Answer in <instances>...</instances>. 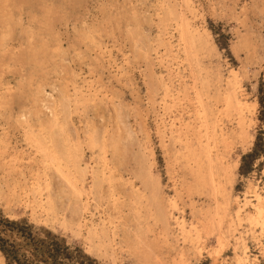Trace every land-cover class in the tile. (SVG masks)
<instances>
[{"label":"rangeland","instance_id":"rangeland-1","mask_svg":"<svg viewBox=\"0 0 264 264\" xmlns=\"http://www.w3.org/2000/svg\"><path fill=\"white\" fill-rule=\"evenodd\" d=\"M257 135L258 153L241 169ZM189 145H207L231 213L244 201L243 214L253 211L258 194L264 206V0H0L5 217L102 264H211L214 242L199 254L172 219L166 236L131 196L144 184L164 203L174 196L185 226L199 220L211 201L192 186ZM72 156L84 170L78 191ZM92 171L99 196L87 192ZM89 221L110 239L91 244ZM255 235L238 250L245 264H264V229Z\"/></svg>","mask_w":264,"mask_h":264},{"label":"bare ground","instance_id":"bare-ground-1","mask_svg":"<svg viewBox=\"0 0 264 264\" xmlns=\"http://www.w3.org/2000/svg\"><path fill=\"white\" fill-rule=\"evenodd\" d=\"M206 116H208V115H206ZM202 121H203V119H202ZM204 142H206V141H204ZM220 143H222V142H220ZM206 144H208V143H206ZM204 146L205 147L195 149V148L190 147V145H189L188 147H186L187 151L185 154L187 162L188 161L192 162V164L190 166V175L193 178V181H192L193 184L191 183L192 186L194 188H197V189L206 190L208 193V197L211 201L210 207L208 206L207 209H205L201 212V217H200V219L198 218L199 220H197L196 222H192V223L188 224L189 226H185L184 221L182 219H179L177 216L173 215L174 212H176L178 210V207H179V206L177 207V204L175 201L176 199L175 200L172 199L174 196L172 198L170 197L171 199H168V201L166 203H164L162 200V196L159 193L160 192L159 190L150 189V191L147 193L146 187L144 184H143V187L141 189H132L131 188L132 193H133V195H131V196L133 197L135 204L138 207L141 208V206L144 204L145 210L150 212L151 215H153L155 224H158V226L162 230V233H164L166 236L169 235V232L171 230L170 225H171V219H172L173 225L175 226V231H177L176 235H178L180 237V240L182 243L189 242V244H191V245L192 244H201L200 247L197 246V252L199 254L202 252V249L204 248L205 244H212L214 242L217 245V247L215 249L212 248L213 250L206 251L207 252L206 256L208 258H210L211 264H245V261L243 259L244 257L241 256V254L238 252V250L245 248V246H246L245 244H248V242L246 243L247 239H250L251 241L256 239L255 233L257 232V230L263 231V229H264V206L261 203V200L259 197L260 194H258V197H256V203L254 204V210L253 211H250V212L247 211V213L243 214V208L245 207V205L247 203L246 201H244V203L242 205L236 207L235 211L231 213L229 210V207L227 205V202H226L227 200H225L224 197H221V198L219 197L220 200L218 198V195L220 193L219 185H221V184L218 181H216V170L210 163L211 157H210L209 153H211V152H209L207 145H204ZM39 149H40L39 151H41L43 156H45L46 158H48V159L55 158V157H53L54 155L50 152L51 151L50 148L43 146V145H40ZM203 155L206 158L205 160H202L203 158L201 156H203ZM70 161L72 162L73 173H70L71 174L70 178L69 179L67 178V179L69 180V183L71 184V185H69L70 188L78 191L81 188V185L78 184V181H79L78 179L83 177L84 170L79 168L80 165L78 166V164H77L78 160L76 158H74V156L70 157ZM189 163L190 162H188V164ZM85 172H86V170H85ZM217 173H218V171H217ZM99 178L100 177L95 172L91 173V185L89 187H87V192L89 194L94 193V192L95 193L100 192V190H99L100 189L99 188V186H100L99 185V183H100ZM82 180H84V179L82 178ZM219 180H221V179L219 178ZM82 195H84V194H82ZM96 196H97V194H96ZM98 196H99V193H98ZM223 196H225V195H223ZM84 202H85V198H84ZM84 202H83V204H84ZM86 204H88V203H86ZM81 207H82V203H81ZM85 209H86V207H85ZM82 210H84V209H82ZM137 210H138V208H137ZM135 212L137 213V211H135ZM197 215H198V213H197ZM82 220H83V218H82ZM84 220H85V218H84ZM90 222L91 221H89L88 227H86V236H87V239L89 240V242L91 244L94 242H99V244H100L101 241L103 242L104 240L110 239L111 235H109V233L107 232V229H106L108 227H105L101 223H100L101 225H99V224L95 225L94 223L90 224ZM84 223H85V221H84ZM86 223H85V225H86ZM135 224L138 225L137 223H135ZM78 227H79V224H78ZM140 229H141V230H139L140 232L143 231L142 230L143 227ZM125 231H127V230H125ZM135 233H136V231H135ZM170 233H172V231ZM137 234H138V232H137ZM140 234L141 233H139V235ZM144 234H146V233H144ZM141 236H142V234H141ZM126 238H127V236H125V239ZM164 238H166V237H164ZM173 238H174V236H173ZM176 238H178V237H176ZM141 239L142 238H140V240ZM111 240H112V237H111ZM111 240H109V241H111ZM132 240H133V238H132ZM147 240L145 242H147ZM137 241H139V239ZM131 242L129 241L130 244H131ZM150 242L153 243L152 241H150ZM133 243H135V242H133ZM147 243H149V242H147ZM138 244H140V243L138 242ZM143 244H145V243H143ZM105 248H108V247H105ZM109 248H110V246H109ZM191 248H192V246H191ZM229 252H231L233 254L231 259L228 258V256H227V253H229ZM193 254H194V252H193ZM204 260L205 259H203L201 262L206 261V260L205 261Z\"/></svg>","mask_w":264,"mask_h":264},{"label":"trees","instance_id":"trees-1","mask_svg":"<svg viewBox=\"0 0 264 264\" xmlns=\"http://www.w3.org/2000/svg\"><path fill=\"white\" fill-rule=\"evenodd\" d=\"M260 139L257 135L253 150L242 156L241 169L258 153ZM0 254L5 264H102L50 230L36 227L25 219H9L1 211Z\"/></svg>","mask_w":264,"mask_h":264}]
</instances>
